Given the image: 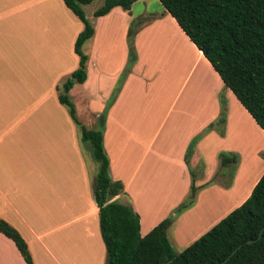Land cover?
I'll use <instances>...</instances> for the list:
<instances>
[{"label": "crops", "instance_id": "obj_1", "mask_svg": "<svg viewBox=\"0 0 264 264\" xmlns=\"http://www.w3.org/2000/svg\"><path fill=\"white\" fill-rule=\"evenodd\" d=\"M91 2L81 5L92 26L81 45L85 78L67 95L85 128L106 108L102 147L109 178L122 186L111 200L137 214L139 236L188 193L185 148L216 119L218 97L224 100L223 135L207 131L188 158L192 168L202 164L193 202L165 230L179 252L239 205L257 180L241 193L238 166L214 181L218 165L207 172L199 147L228 138L232 108L261 129L157 0H134L128 11L114 6L96 17V7L85 13ZM132 20L135 59L120 79ZM81 28L61 0H0V219L20 235L32 264H105L90 191L96 167L56 98V86L77 66L72 44ZM0 264H24L1 233Z\"/></svg>", "mask_w": 264, "mask_h": 264}, {"label": "trees", "instance_id": "obj_2", "mask_svg": "<svg viewBox=\"0 0 264 264\" xmlns=\"http://www.w3.org/2000/svg\"><path fill=\"white\" fill-rule=\"evenodd\" d=\"M64 6L81 22L72 51L77 66L56 86L58 103L78 130L79 139L87 141L96 164L91 182V197L97 209V227L105 251V264H264V170L252 185L246 198L221 217L205 232L174 253L165 235L172 219L193 202L197 186L193 182L202 170V164L193 168L188 158L194 143L207 131L223 135L225 105L218 97V114L188 142L183 162L189 174L186 196L168 215L157 222L146 234H138V216L125 204L111 198L122 193L118 180L108 176V160L102 147L104 110L97 116L95 128H85L76 118L67 90L85 78L86 56L82 43L92 34V26L84 17L81 5L90 0H61ZM134 0H102L92 16L105 14L114 6L128 11ZM174 19L178 27L200 51L212 69L264 134V0H157ZM132 20L126 30V63L121 79L134 62ZM110 99L106 101V107ZM234 152L219 151L217 165L237 164ZM261 232L257 237L258 232ZM0 233L10 239L24 264H32L26 244L17 231L0 219ZM232 250H234L232 252ZM232 252V253H231Z\"/></svg>", "mask_w": 264, "mask_h": 264}, {"label": "rangeland", "instance_id": "obj_3", "mask_svg": "<svg viewBox=\"0 0 264 264\" xmlns=\"http://www.w3.org/2000/svg\"><path fill=\"white\" fill-rule=\"evenodd\" d=\"M100 3V0H92V2L85 8L86 15L90 8L97 7ZM92 127L95 128L96 124ZM228 145L236 148L233 152L237 154L238 161L233 167V172L234 169H238L239 166L242 193L245 184L249 188V186L264 170V134L256 128L245 113H242L240 110L235 108L231 109V120L230 125L228 126V138L225 141H219L218 138L205 139L199 147V151L197 153L199 158L198 160H202V162L205 163L207 172L212 170L217 164V153L219 151H226L223 148ZM83 147L85 152H87V158L89 161L94 162L91 154V147L87 141L83 143ZM94 166L96 167L95 162ZM231 168L232 167L230 165L224 168L218 166L213 174V180L216 181L222 172H224L225 180H227V176L229 175L227 173H229ZM248 188L245 189V192ZM171 248L174 253L178 252L173 247Z\"/></svg>", "mask_w": 264, "mask_h": 264}, {"label": "water", "instance_id": "obj_4", "mask_svg": "<svg viewBox=\"0 0 264 264\" xmlns=\"http://www.w3.org/2000/svg\"><path fill=\"white\" fill-rule=\"evenodd\" d=\"M260 231L258 232V234H257V237H259V235H260ZM234 250H232V252H233ZM231 252V253H232ZM230 254H228V256H229ZM228 256H226L222 261H220V262H218L217 264H222L227 258H228Z\"/></svg>", "mask_w": 264, "mask_h": 264}]
</instances>
